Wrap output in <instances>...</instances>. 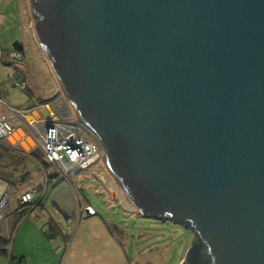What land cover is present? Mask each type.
I'll use <instances>...</instances> for the list:
<instances>
[{"label": "water", "instance_id": "1", "mask_svg": "<svg viewBox=\"0 0 264 264\" xmlns=\"http://www.w3.org/2000/svg\"><path fill=\"white\" fill-rule=\"evenodd\" d=\"M27 9L53 95L100 145L129 211L194 232L202 244L180 264H264V0H27ZM46 108L31 118L48 127ZM16 130L8 143L40 155Z\"/></svg>", "mask_w": 264, "mask_h": 264}, {"label": "crops", "instance_id": "2", "mask_svg": "<svg viewBox=\"0 0 264 264\" xmlns=\"http://www.w3.org/2000/svg\"><path fill=\"white\" fill-rule=\"evenodd\" d=\"M6 2H15L19 11H24L21 16L16 13L17 19L22 21L17 26L13 22L10 25L11 16L2 9ZM8 48L23 55L16 66L9 63L12 60L4 54L5 51L6 54L10 52ZM0 50H3L0 61H7V66L0 65V96L3 93L1 86L5 82L4 73L7 76L14 67L27 82L23 89L28 97L27 104L17 107L30 109L26 115L29 119L33 117L31 110L37 114V109L45 112L44 104L35 105L36 99L46 100L39 97L38 90H43L40 84L48 77L55 92L56 85L46 74L47 66L43 68L44 59L31 31L27 0H0ZM7 80L14 87L8 77ZM3 106L7 111L5 106L8 104ZM23 119L30 122L26 117ZM17 146L12 145L10 150L14 162L0 160V164H4L14 175L25 176L22 182L0 180V192L4 185L10 188V193L15 192V197L11 203H7L0 218V264H128L129 260L123 261L120 256L121 249L126 245L123 229L111 218L96 215L93 208L92 215L82 217V205L88 203L69 177L56 180L44 199H39V193L35 192L32 201L18 204L17 195L37 187L40 175L35 174L28 165L33 160L31 152L19 153ZM97 177L100 181V176ZM101 183L105 186L104 182Z\"/></svg>", "mask_w": 264, "mask_h": 264}, {"label": "rangeland", "instance_id": "3", "mask_svg": "<svg viewBox=\"0 0 264 264\" xmlns=\"http://www.w3.org/2000/svg\"><path fill=\"white\" fill-rule=\"evenodd\" d=\"M14 3L15 2H6L2 9L4 12H7L11 16V18L7 17L10 19V25L13 22L15 23V26H17L22 21L17 19L18 17L16 16V13L18 14V16H21L24 11L20 12L19 8L16 7ZM3 50H0V53ZM7 51H13V49L8 48ZM5 62L0 61V65H5ZM42 65L44 69L47 66L45 61ZM47 68L49 74L48 71L45 70L46 74L48 76H51V78L55 82L54 77L50 73V69L48 66ZM4 81V84H2L1 86L3 93L0 96L2 101V104H0V113L6 115L7 111L5 110V108H3L4 104H8V107L12 106L20 108L17 106L26 105L28 97L26 96L23 90L10 85L5 73ZM24 81L26 84L27 82L25 79ZM55 85L56 90H58L56 82ZM40 86L43 89L41 92L40 90H38V94L41 99H49L55 93V89L52 86L51 81L48 77H46V79L41 82ZM41 113L44 116L46 115L44 110H42ZM33 117L35 119L38 118V116ZM26 119L30 121L32 120L29 119L28 116H26ZM26 132L27 135H30L28 129H26ZM81 135L84 136L86 139L91 140V142L95 141L88 133H86V131H84V129L83 131H81ZM21 136L22 134L19 133L15 128L14 132L9 137V140L11 143H13L16 139ZM21 153H25V151ZM31 157L34 161L30 160L31 163L28 162V165L35 174L39 173L40 178L44 173H49L54 170L52 164L50 162L45 161L41 156H38L36 158L35 156L31 155ZM101 160L102 149L99 151L98 158H96V160H92L89 165L86 166L84 169H77L75 173L68 174L67 176L70 178L71 181H73V183L77 185L78 189H80L81 196L85 201H87L88 205L84 204L82 205L83 207L90 206L94 209L96 215H99L104 218H111L116 224L120 225V227L123 229L125 233L124 242L126 244L120 251V256L121 258H123V261L125 259L129 260L128 264H180L190 244L195 241L196 236L194 235V232L189 227L168 219L149 217L146 218L141 217L133 212L131 213V211H128L129 208H126L123 205V201L121 200V198H119L121 200V204L126 209L123 210L117 204V201L119 199L114 195V190L109 188V185L105 184L106 182H104V186L103 183L98 181L97 176L105 174L104 166L100 162ZM106 176L107 174H105L103 178ZM109 179L110 181H112L110 177ZM112 183L114 184V186L117 187L114 181ZM109 191L113 193L109 194ZM111 196H113V198ZM14 197L15 192H9L7 203H11L12 198ZM126 202L127 204H129L127 200ZM131 209L132 207L130 206V210Z\"/></svg>", "mask_w": 264, "mask_h": 264}, {"label": "built area", "instance_id": "4", "mask_svg": "<svg viewBox=\"0 0 264 264\" xmlns=\"http://www.w3.org/2000/svg\"><path fill=\"white\" fill-rule=\"evenodd\" d=\"M22 56L21 52L15 50L8 53V57L15 60ZM7 77L15 87L21 90L25 88L24 78L18 74L17 70L10 69ZM0 104H2L1 98ZM42 104L50 110V126L48 127L43 119L26 122L23 118L30 112V109L5 106L7 114L0 113V147L12 146L6 139L11 136L16 126H21L29 130L34 145L40 152L38 156L50 162L54 167V170L41 176L37 187L29 188L17 195V202L20 205L32 201L35 192L39 193V199H44L57 178H66L68 174L75 173L77 169H84L92 160L98 158L101 150L96 140L91 142L81 135L83 128L61 94L53 95L49 100H35L36 106H42ZM9 189L7 185H4L0 192V218L7 206ZM92 214L93 210L90 206L81 208V216Z\"/></svg>", "mask_w": 264, "mask_h": 264}, {"label": "trees", "instance_id": "5", "mask_svg": "<svg viewBox=\"0 0 264 264\" xmlns=\"http://www.w3.org/2000/svg\"><path fill=\"white\" fill-rule=\"evenodd\" d=\"M4 54L6 57H8L6 54V51L4 52ZM8 59H9V57H8ZM9 63H12L14 66H16V64H18L17 61H13V60ZM11 148H12V146H8V148L0 147V160L8 161V162H14V158H13L12 154L10 153ZM30 154L35 156L36 158L38 157L35 153L31 152ZM24 177H25L24 174L14 175L13 173H11V170H9L4 164H0V180H3L5 182H9V183H11V182L15 183V182H13L15 180L22 182L24 180ZM193 242L198 243V244H202L197 237H195V241H193ZM191 248H192V243L190 244L189 248L187 249V257L189 256Z\"/></svg>", "mask_w": 264, "mask_h": 264}, {"label": "bare ground", "instance_id": "6", "mask_svg": "<svg viewBox=\"0 0 264 264\" xmlns=\"http://www.w3.org/2000/svg\"><path fill=\"white\" fill-rule=\"evenodd\" d=\"M22 54V53H21ZM7 56H8V53H7ZM23 57V56H22ZM9 59H11V60H13V61H20L21 60V58L20 59H18V60H15V59H12V58H9ZM25 89V88H24ZM26 117V116H25ZM105 178V179H104ZM103 179H104V182H106L105 184H108L109 186V188H111L112 190H114V195L116 196V197H118V199L119 198H121V200L123 201V205L126 207V208H129L130 209V204H127V202H126V198L124 197V196H122L121 195V193H120V190L116 187V186H114V184L112 183L113 181H110V179H109V175H107L106 177H104ZM106 178H107V180H106ZM116 189V190H115ZM113 193V192H112ZM120 200V199H119ZM121 200L119 201V203L121 204ZM126 203H125V202Z\"/></svg>", "mask_w": 264, "mask_h": 264}, {"label": "flooded vegetation", "instance_id": "7", "mask_svg": "<svg viewBox=\"0 0 264 264\" xmlns=\"http://www.w3.org/2000/svg\"><path fill=\"white\" fill-rule=\"evenodd\" d=\"M17 127H18V126H17ZM15 128H16V127H15ZM24 131H25V133L27 134L25 128H24ZM16 151L19 152V153H21L20 151H22V150H21V148H20L19 146H17ZM66 178H67V177H66ZM66 178H57L56 180H58V179H66ZM56 180H55V181H56Z\"/></svg>", "mask_w": 264, "mask_h": 264}]
</instances>
